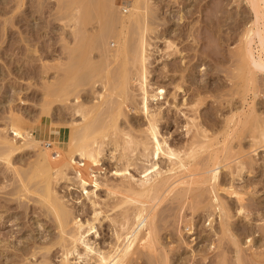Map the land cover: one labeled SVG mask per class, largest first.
<instances>
[{
	"label": "rangeland",
	"instance_id": "obj_1",
	"mask_svg": "<svg viewBox=\"0 0 264 264\" xmlns=\"http://www.w3.org/2000/svg\"><path fill=\"white\" fill-rule=\"evenodd\" d=\"M17 1L18 0H14V1L0 0V130L3 131L8 130L9 132L8 135H10V137H15V139L19 141L20 145L24 144L25 142V144L23 145L24 147L19 149L14 154L13 163L14 164L16 163L15 164L16 167L20 168L22 172L24 171L27 172V170L29 171V167H31L32 169V164L36 160L37 154L40 152L39 149L41 148L44 149L45 151L47 147L51 146V143L47 139H49L50 137L49 130H50V126L54 124L53 122L57 124L60 123L59 125L54 124L56 126H62V124L67 125L69 124L68 122L73 121L72 118L78 120L81 119L80 118L81 116L79 114H76V109H75L77 105L75 96L78 93V91L81 90L80 95L82 94L81 95L82 101L87 103L90 102L93 103L95 101V98L97 99L98 96V92H96V90L98 89L97 91L99 90L102 91L104 89L103 85H105L104 84L105 81H107L106 86L109 87L108 85L111 86L112 82H116L117 77L119 76L118 77L119 80L116 83H114V85L112 86L113 88H115L114 90H116V88L119 87L117 85H119L121 79L120 78L121 72H123L125 68H127L128 70L132 69L133 64L130 61L124 62L123 58H122L123 60L117 61L111 59L110 61L104 58V56L99 53L102 50L100 46L99 48L101 51L98 50L99 49L97 47L98 42L94 41L95 39L93 40V36L102 30L105 21L98 16L97 8H95V5H93L96 2L95 0L92 1V4L88 0L89 4L93 5L92 9H90V7L88 6L89 10L86 9L84 4H80L82 3V1L83 3H88L86 2V0H74V1L57 0L58 2L56 1V3L54 0H46V2L54 1L53 2L54 4L50 2V6L52 5L51 8L48 6L49 3H46L45 0H42L43 4L42 2L41 3H39L38 1L36 2V0H25L23 8L21 7L22 10L20 9V7H17L18 6L16 3ZM66 1H68V3ZM114 1L117 3V7H120V5L123 3L122 4L123 6L121 5L122 8L120 7L117 10L118 13H120L121 11L122 13L125 12V14L123 15L129 13L130 6L126 2L127 0H114ZM37 3L40 5H37ZM33 4L35 5L32 6ZM55 4L57 5L56 7ZM12 6L14 10L12 9ZM74 6L76 8H73ZM148 7H150L151 9L150 10L148 8L149 15L151 16L152 19V21L149 20L150 26L152 24L154 25L155 21L158 23V24L156 23V26L155 25L151 26V27H155V30L153 28V30L149 32V34L150 33L151 35L153 34L152 38L151 35L150 36L148 35L149 40L152 43L149 47V52H148L149 54H151L149 56L150 58L148 65H150L149 82L150 83L152 82L150 85L153 86L155 89H157L158 87L162 88L161 91L163 92L162 93L158 91V101L155 102H157L159 105H157L156 103L155 105L152 104L154 105L153 108L160 106L162 107L161 108L162 112L160 116H158L161 118V120L159 118V125H160L159 127L160 130L162 131V137L166 138L167 142L170 145H173L175 149L177 148H180V150L186 149V151L191 150L189 149L191 147L190 144H192L193 141L195 140L196 141L197 140L204 141L205 139L211 140L209 142H205L206 143L205 147H198V150L195 155L191 157H186L187 160L195 161L196 163L195 162L194 163L196 167L201 168L205 164L204 159L206 160V162L209 159L208 157L210 156L208 154H211V151L213 152L215 149H219V148L222 149V147L224 146L223 142L226 139L225 137L230 135L234 129L238 128V125H236L235 127V122L237 121L238 114L239 116H242L243 119L247 118L248 115H252V114H256L257 116H261V118H264V91H263L264 68L257 67L256 70H259L257 71L258 74L255 73L254 75H252L248 73L246 77L239 76L241 72L239 70L240 55L242 54L241 51L245 49V45H246L245 43L246 39L244 38L245 39L244 40L243 37H245V33L247 29L250 27V25L253 26L254 24L253 21L255 22V19L257 18L256 11L253 10L254 8L252 7L251 0H149ZM37 8H40L39 11L42 9L41 11H43L44 14L40 15V13L43 12L41 11L37 12L38 11ZM57 8L59 9L57 10ZM24 10H26L27 12L26 15L22 14L19 17L20 19L19 18L17 19L15 17L13 18L14 14H17L18 16L21 14V11ZM152 10L153 12L154 11L156 12L152 13L151 12ZM54 11L56 12L54 13ZM61 11L64 13H61ZM76 12L79 13L80 19L83 21L82 22L80 20V22L83 23V25L80 22H78L79 23L78 28L80 32L82 29L84 30L86 27L88 29V33L87 32H86L87 34L85 33L86 38L84 37L80 40L77 38V40L73 42V40H75L76 38H73L75 34L74 33L71 34V32L75 27L73 25L74 24L73 20L76 17V14H78ZM94 13L96 15H94ZM56 14H57V18H56ZM39 15L41 16V18ZM154 16L158 18H154ZM97 17L100 18V19L98 18L100 22L97 20ZM85 20H86V24H85ZM260 20L262 21H259L260 23L258 24V26L259 27L261 26L260 28L263 29L264 31V14L262 15V18ZM69 26L70 28H72L71 31L69 29ZM135 27L133 29L131 28L130 30L131 33L129 34L131 36L130 39L131 38L133 39L135 37L133 40L131 39L133 44L137 42L140 32V29L136 27L137 28L136 30ZM63 29L65 30V33ZM110 29L113 31L115 30L113 26L110 27ZM91 30L94 32H92ZM134 31H136V33ZM91 33L93 35H91ZM254 34L252 37L251 46H253L254 50L257 51L259 45L258 42L259 36L257 33H256L257 35ZM64 38L66 39L69 38L70 40L72 39V41H69V39L65 40ZM111 39H112L111 40L112 43L110 44V48L115 49L118 46V42L116 45L115 42L117 40L116 39L114 40V38ZM68 42L72 44L69 45ZM171 43L174 44L171 45ZM243 44L245 45L244 48L242 49ZM76 52L77 54L80 52V56L79 55L77 56ZM73 55H75L76 57ZM233 56H235L236 58L238 56V58L236 59ZM69 57L70 59H68ZM92 57L95 60H93ZM71 58L73 59L71 60ZM77 58L78 60H76ZM74 59L76 64L75 63L73 64L72 62L74 61ZM103 60L105 63L107 60V63L105 64ZM112 60L117 61L114 62L115 66L112 65L113 63ZM71 62L72 64H70ZM124 63L125 64L129 63L130 67H128L129 66L128 64L127 66ZM108 64L112 68L108 66ZM99 65L101 68L103 67L102 69L105 70L100 71L101 68L98 67ZM177 65L178 67H180V65L182 66L178 68ZM91 66L92 69H88L91 68ZM96 67L97 69H95L96 71H94L93 68ZM105 67L107 69H110V71L107 70V73H105L106 72ZM114 67H116L117 70ZM183 67L185 68L183 69ZM181 68L182 71H179V69ZM86 69L88 70V72L86 71ZM236 69L239 71H237ZM84 70L85 73L82 72ZM89 70H91L92 73ZM98 70L101 73L100 72L98 73ZM81 72L82 74H80ZM89 72L91 74H89ZM111 72H115L116 74L113 75L114 73L111 74ZM117 72L119 75L117 74ZM64 73L68 77L72 73H75L76 80H78L80 77V79H85L84 81L86 82L84 85L77 86L78 87L77 89H75L73 86H69V90L65 91V92L70 91L71 93L69 95L63 94L62 97H58L59 99L56 96H54L53 98H49L47 94L48 92L46 91L47 90L46 86L51 84L53 80L55 86L56 87L59 86L58 83L60 82V80L66 77ZM87 73L89 74L91 81H89L90 79L87 78ZM107 74H110L112 79L113 77H116L114 78V81L111 78L108 79L110 76H107ZM84 75H86V77ZM250 75L253 78V80H251V77H249ZM172 76H174V78ZM248 78L250 79L251 82L248 80ZM80 79L79 81H81ZM98 79L102 81L103 85L101 84V81ZM255 79L258 80V83L257 82L254 83V81H256ZM94 80L96 82L98 81L99 82L96 83ZM92 83L93 85H91ZM131 83L132 85L131 84L130 85L131 86L134 85L133 86L134 88L132 87V89L131 88L129 89L130 97H132L131 98L132 100L130 98L129 100L133 103V105L130 101L129 103L127 102L128 101V97H127L126 102L124 103L126 104L125 106L127 107H125L123 104V110H124L123 114H121V116L119 115L120 117L114 116V119H112V121L117 119L116 120L118 121L117 124H119L118 126H120V128L123 131L128 130L133 135L139 136L145 134L142 130L145 129L148 120L145 117V114L141 113L142 111L139 108L141 93H140V89H138V85H139L138 81H131ZM178 83H182L183 85V88L181 90L176 87V84ZM257 85L259 89L257 88ZM249 87L252 89V91L249 89ZM113 88L110 87L108 89L113 90ZM197 88L199 89V91L201 90L200 93H198ZM91 89H94L93 92L90 91ZM237 90H240L241 92ZM94 91L96 92L95 98H94L95 96ZM57 92L54 93L53 95H56ZM132 94H135V96L137 97H135ZM114 96L117 97V95ZM114 96H113V100L117 99L114 100L115 103L111 102L112 99L109 102L110 104L114 103V105L112 104L110 105V107H108L109 104L108 106L106 105V107L109 109L105 108L104 106L106 111H109V114H106V112L104 111L105 109H103L105 115H103L104 112L102 111L99 114V116L103 115L105 119L107 118L106 120H110L109 122H111L110 118L116 114V112L114 111L116 110V106H118V103L122 100L120 97L116 98ZM66 97H68L69 99H67V101H64ZM63 104H65V106ZM254 104H256V106ZM111 108L112 109L115 108V109L111 110ZM137 108H139L138 111L136 110ZM42 109L45 111H43ZM12 110L26 116V118L28 119L27 121L29 122L30 125V130L33 129L32 132H34L36 136L39 135L38 138L40 139V141H42L40 142L41 145L38 143L39 145L37 144L35 146L29 140L28 136L26 140V135H24L25 138L24 137L22 138L20 135L16 136V131L12 127H10L9 129H3L5 127L7 128V125L10 123L9 115ZM110 110L114 112H111L110 114ZM41 111H43V114ZM254 111H256L257 113ZM95 114L97 115V113H94V115ZM232 114L236 115L235 116L236 119L233 122H231L230 127H228L229 125H227V119H229V117H232ZM107 115L108 116L111 115L109 116L110 118H108ZM193 117L195 118L194 119L195 121L193 120ZM99 118L102 119L101 116ZM118 118L120 119V121L118 120ZM37 121H39L40 123L39 122L34 123ZM101 121H104V119ZM185 123H189L190 129H192L190 130V133L186 132L187 127ZM248 125H246L247 126L245 127L246 129L244 128L243 125L244 128L243 131L242 130L239 131L237 133L238 134L237 136L235 135H232L230 137L228 136L229 139L227 140V142L226 141L225 142L226 144L228 143L230 146L234 145L233 147L234 150L232 151L233 155L237 153V156H239V154L241 153V155L244 156L243 158H245L248 161H251L250 156L255 157L256 155V157L254 158L255 160H253V162L255 163L253 165H255L256 167L252 166L251 168L250 166H247L249 168L246 167L242 171H239V169H237L236 167L237 166L236 162H233L232 163L233 169L232 167H225V168L221 167V172H220L221 174H220V178L218 179L220 182L219 184L221 183L223 184V187L222 185L221 187L218 186L219 197L221 198L222 201L224 200L223 202L225 203L226 207L229 208L230 212L235 214L234 218L232 217L233 220L232 219L230 220L231 222L233 221L232 230L236 233L237 237L241 239L239 243L240 244L242 243L241 258L242 259L245 258V260L243 259L244 264L246 263L251 264L252 260L255 261L264 260V254H263L264 231L262 230L264 229V224H263L264 223V146H260L259 150L257 149V151L255 152H252V150H250L253 149L251 148V146L254 140L252 136L249 135L250 133L252 134V130H251L252 128H249L250 126ZM240 126L241 125H239V127ZM202 128L205 129L204 132ZM112 130L113 128L111 127L109 131ZM205 131L206 134L208 135L207 138L203 136V133H205ZM200 132H202V134ZM196 133L199 138L195 137L197 136ZM192 135L194 136V138ZM192 138L195 140H192ZM23 139H25L26 141H24ZM215 140L217 141V143ZM218 140L221 141L219 142ZM214 141L216 144L213 143ZM257 142H259L258 144H260V140ZM214 144L217 146H215ZM209 145L210 148L208 147ZM114 148H116L115 145L112 144H110L109 146L106 145L105 148L103 149L104 151L101 150L103 152L102 154L99 152V150L97 151L98 153H100V156L95 152L97 156L95 155L92 158L94 161L95 159L98 160H96L97 162L96 161L93 162L94 164L92 163L94 166L92 165L91 167L92 169L90 168V171L92 170L91 173H94L96 175L95 176L93 174L94 178L97 179V176L100 177V178L98 177L97 180L98 182H100V180L101 182H104L103 185L100 184L99 185L100 187L97 188L96 186H94V184L91 183L86 184L87 186L86 190H92V188L95 190L96 188L95 192H91L90 195L94 199L95 197L98 198L96 199L98 205L101 202L99 206L97 205L98 206L97 208L99 207L103 208L102 213H100L102 214L100 215V220H97L98 222L96 221L99 232L98 234L93 235V239H95L97 246L102 247L103 245L102 248L103 249L106 248L107 250L108 248H111L110 247L111 245L113 247V245L117 242V238L115 237L116 235L115 230L120 229L118 228L119 226L118 222L120 221L119 218L122 219L127 214L126 212L128 211H130L128 212V214H130L131 212L134 213L133 210H135L134 208L136 207L135 204L132 203L130 204L129 202L128 203L125 202L123 203V205L121 204L122 206L120 205L117 206L116 208L114 207L115 203L116 204L121 203L123 199L127 197L128 192L131 193L129 190H127L128 187H125L126 190L123 187L124 190L122 191L123 188L120 185L122 183L128 184L127 179L124 180L122 176L116 175L114 173V171L118 167H122L124 165L123 162L125 163L124 160L126 159L122 157V153L124 154L126 150V153L129 151L128 153L132 155V158L134 157L132 160L133 164L130 166V170L132 173H134V176L137 178L139 175L142 176L144 170L143 168H145L146 165H150L149 162L146 161L145 157L142 154H140L143 151L141 147L137 148L139 150L133 149L136 152H134L131 148L130 150H128L129 148H125L122 146L118 147L119 150L118 148L115 149L116 150L115 152ZM240 149L241 151H239ZM51 151H52V155H55L57 152L55 149ZM76 157L78 161L81 160L79 154H77ZM114 157L116 158L114 159ZM4 163L5 162L2 161V159H0V264H42L41 261H44L48 256L50 257V259L49 260L47 259L48 260V261L46 260L47 262H49L50 264L51 263L60 264L63 255L62 248H60L58 245L55 246L53 245L49 254H45L48 252H46L45 249L43 250L40 249V247H38V245L44 246L45 243H49L50 241L51 244L54 241V239L56 240L57 237H59L58 236L59 232H57L58 229L56 226L57 221L55 222L54 220L55 217L51 215L52 214L51 212H50L51 214L49 213L48 211L49 209L47 207L45 208V205L43 207L42 206L40 207L42 203L39 202L38 200L39 197H37L38 195H36L37 193L27 194L29 196L25 194L23 196L22 193H21L22 196L21 194L19 195L20 192H18L17 191L18 188H16L17 186L19 187L18 185L20 183L19 176L16 174L15 170H13L12 166L10 168L6 166L7 165L6 163L5 164ZM160 164L162 168L165 167L164 169H166L167 166L170 164V161L165 157H161ZM234 169L235 171L237 169L236 172L234 171L235 173H233ZM13 173H15V175ZM72 176L73 179L77 181V179L74 178V174H71V177ZM76 181L74 182L72 178H70V180L62 178L59 180V182H56L57 184L55 186L59 191L58 193H60L59 195H61L62 197L65 196V198L68 199L67 200L64 198L67 204L70 202L69 207L71 209L74 207V209H72L74 210V212L77 210L75 214L76 215L78 214L79 218L86 221L87 218L92 219L94 217L93 214L94 207L92 206L90 198L86 197L87 194L83 193L86 190H82L83 187L77 184ZM105 182H107V184H112L116 186H118L117 183L120 182L118 188L121 190V192L119 191L112 194L105 185ZM232 184L234 186H232ZM229 185L232 186L231 189H229V191L235 189L240 192H246V194L245 193L243 194L245 196L243 204L245 203V205L248 206L249 211L248 210L242 211L241 213L237 212L240 206L239 204L240 201L237 200L238 197L236 194L231 193V191L229 192L228 190L224 189V187L226 186L229 187ZM204 186L205 184L195 185L194 190L192 189V191L185 193V195L181 196L182 192L184 194L185 191H183L181 188L183 187V185H179V187H177V190L172 192L173 194L171 193L172 195L170 194L168 198L166 197V199L164 200L165 202L162 201L163 203L160 204L157 210V212L159 213L156 212L158 214L156 217V226L157 229L160 228L157 230L158 231L157 239H159V241L157 240L156 245L158 248L157 249L158 253L157 251L155 254L149 253V251L147 252V249H144V251H142L143 250L142 247H137L138 249L136 248L135 250H139V249L141 250L134 251L133 254L129 255L130 257L128 256L129 258L127 257L129 264L131 263L132 264L133 263L134 264H161V263L162 264H218V263L239 264L238 256H237L238 255L237 248L235 247V244H233L234 242L232 240V237H229V235L227 234H225L226 235L225 236L223 233H221L222 231H220L222 230L220 224V217L219 215H217V212L214 210V204H216V201L214 202V198L213 199L211 198L214 197L213 195H215L214 193L216 192L212 190L211 187L212 185L210 183H206V186L205 187ZM13 190L16 191L15 194L13 193L14 192ZM180 190L182 192L178 193ZM94 193H96L95 195L97 196H95ZM125 193L126 195H124ZM201 193L203 196L201 195ZM83 194L85 195L84 197ZM208 195L210 196L208 197ZM183 200L185 202H182ZM208 201L209 203H207ZM225 201H227L229 205ZM104 202L106 203L103 204ZM71 203L73 204V206ZM183 203L185 205H183ZM85 205L87 208L84 207ZM201 206L205 208L203 209L201 208ZM207 207H209L210 209L208 208L209 209L208 210ZM211 210H213V212ZM103 215L105 216L104 219H103L104 217ZM107 215H109L110 217H107ZM110 218L112 219L115 218V219L112 221L110 220ZM221 236L223 237V240ZM253 237H255L257 240L253 243H249L250 241L249 239ZM50 244H46V245H50ZM107 245L108 247H106ZM31 250L33 252H36L35 256L34 254L33 256H31L33 253ZM260 251H262V253ZM255 253L259 254L260 258ZM159 254L162 255L160 256ZM220 254H222V256H220ZM45 255H47L46 258ZM245 256H247L248 258L251 257L253 258L248 260V258ZM167 257L168 260H166ZM152 260L153 261L157 260V261L153 262ZM125 261L121 263L128 264L127 263L128 261L126 262ZM223 261L226 262L224 263ZM255 261L254 263L253 262L252 263L257 264V261L256 262ZM43 263L45 264V262Z\"/></svg>",
	"mask_w": 264,
	"mask_h": 264
},
{
	"label": "bare ground",
	"instance_id": "obj_2",
	"mask_svg": "<svg viewBox=\"0 0 264 264\" xmlns=\"http://www.w3.org/2000/svg\"><path fill=\"white\" fill-rule=\"evenodd\" d=\"M14 1V0H13ZM41 3L42 0H36V2ZM55 3L57 0H54ZM53 1V2H54ZM74 1V0H71ZM92 4L93 0H89ZM96 2L93 4L95 5V8H97L98 11V16L103 19L104 22V26L102 28L101 31H99L97 34H95L93 36V40L98 42V48L100 46V48L98 49L101 55L104 56V58L108 59L111 61V59L113 60H123L124 62L126 61H130L133 64L132 69L128 70L127 68H125V70L123 72H121V79L119 82V86L118 88H116V90H114L115 88H113L112 86L114 85V83H116L119 79L117 77L116 82H112L111 86L108 85L109 87H107L106 82L105 81V85L101 84L104 86L102 91H97L98 92V96L97 99L96 97V92H95V101L92 103H87L81 100V95H80V91H78V93L75 96L77 105L75 107L76 109V114H79L81 117V119H73V121L68 122L69 124L67 125H63L62 126H56L54 124H57L55 122L51 123L53 125L50 126V137L49 139H47L50 143L51 146L47 147V149H39V153L37 154L36 160L33 162L32 164V169L31 167H29V171L27 170L22 172L20 170V168L16 167V163H13V156L14 154L21 149L22 147H24L23 145L25 144H19V141L17 139H15V137H10L8 130L3 131L0 130V159H2V161H4L8 166L11 168H13V170H15L16 174L19 176V180L20 183L19 187L16 184V188L19 193V195L22 193L23 196L24 194L27 195L29 193H37L36 195H38L37 197H39V202L42 203L40 205V207L45 205V208L47 207L49 210V213L51 215H53L57 229L59 232L57 239L50 244L49 243H45L44 246H39L40 249H45L46 252L45 254H49V252L52 249V246L54 245H58L60 248H62L63 250V255L60 261V264H120L121 262L125 261L126 258L130 255L133 254L134 251H139V250H135L137 247H142L144 251V249H147V252L149 251V253H153L155 254L157 251V240L159 241V239H157V226H156V217H157V210L158 207L160 206V204H162L166 197L168 198V196H170V194L174 191L177 190V187H179V185H183L182 190L185 191L184 194L183 192L180 190L178 193L182 192V195H185V193H188L190 191H192V189L194 190L195 185H203L206 183H210L212 186V190H214L216 193H214L215 195H213L214 197H211L212 199L214 198V202L216 201V204H214V210L217 212V215H219L220 217V224L222 227V231L221 233H223L224 235L227 234L229 235V237H232L233 240V244H235V247L237 248V256H238V263L239 264H244L243 259L245 260V258H241V253H242V248H241V244L240 242V238L237 237L236 233L232 230V223L230 219L233 220L235 214H233L232 212H230L229 208L226 207L225 203L221 200V198L219 197V187H223V184H219V178H220V172H221V167H232V163L236 162L237 164V169H239V171H242L243 169H245L247 166H250L252 168V166L256 167L253 160H255L254 156H250L251 157V161L246 160L245 158H243L244 156L241 155V153L239 154V156H237V153L233 155L232 151L234 150V145L230 146L228 143L226 144L227 140L229 139L230 136L235 135L237 136L239 131H243V129L245 127H247L246 125L250 126L249 128H252V134L248 133L249 135L252 136L253 138V143L250 149L252 150V152L257 151V149L259 150L260 146H264V118H261V116H257L256 114H252V115H248L247 118H242V116L237 117V121L235 122V127L236 125H238V128L234 129L230 135H227V137H225V143L223 142L224 146L222 147V149H215L213 152L211 151V154H208L210 157H208L209 159L206 160L204 159V165L199 168L195 166V161H190L187 160L186 157H191L193 155L196 154L198 147H205L206 143L205 142H209L211 140H204V141H199V140H195L192 138L193 141L191 145V147L189 149H191L190 151H186V149L184 150H180V148L175 149L173 147V145H170L167 142V139L162 137V131L160 130V125H159V118L158 116H160L161 114V106L160 107H156L153 108V106L155 105V103L157 105H159L157 102L158 101V91L162 92V88H157L155 89L153 86H151L149 82V56L151 54H149V47L152 44L149 40V36L151 35V33L149 34V32H151L155 27H151L150 26V22L149 20L152 21L151 16L149 15V9L150 7H148L149 4V0H127V4H129L130 9H129V13L126 15L125 12L122 13V11L118 13V9L121 7H117V3L114 0H95ZM10 2V1H9ZM35 2V3H36ZM46 2V0H45ZM50 2L48 1L46 3H49V7L51 8L52 5L50 6ZM53 2H51L52 4H54ZM58 2V1H57ZM62 2V1H61ZM60 2V3H61ZM68 3V1H66ZM86 2H88V0H86ZM252 2V7L254 8L253 10L256 11V15L257 18L255 19V22L253 21V26L250 25V27L247 29L246 33H245V37H243V39H246V45L243 44L242 49L244 48L245 45V49L242 52V54L240 55V63H239V70L241 71L239 76L242 77H246L247 74H252L254 75L255 73L258 74L256 70L257 67H263L264 68V31L263 29H261L258 24L260 23L259 21L262 18V15L264 14V0H251ZM17 7H21L23 8V5L25 3V0H18L17 2ZM65 3V2H64ZM15 4V3H14ZM43 4V2H42ZM41 4V5H42ZM80 4H84L86 9L89 10L88 6L90 7V9H92L91 4L88 3H80ZM35 4H33L32 6H34ZM37 5H40L37 3ZM45 5V4H44ZM78 5V3H77ZM76 5V7H77ZM119 5V4H118ZM47 6V5H46ZM47 6V7H48ZM57 5L55 4V7ZM70 6V5H69ZM123 6V5H122ZM39 7V6H38ZM54 7V8H55ZM68 7V6H67ZM75 6L73 8H76ZM35 8V7H34ZM44 8V7H43ZM122 8V7H121ZM129 8V7H128ZM127 8V9H128ZM149 8V9H148ZM13 9V6H12ZM11 9V10H12ZM38 11L40 12L39 9L37 8ZM53 9V8H52ZM50 9V10H52ZM59 8H57L58 10ZM72 9V8H71ZM126 9V8H125ZM153 9V7H152ZM10 10V11H11ZM14 10V9H13ZM18 10V9H17ZM22 10V9H21ZM49 10V11H50ZM56 10V9H55ZM85 10V9H84ZM124 10V9H123ZM151 10V9H150ZM156 10V9H155ZM68 11V10H67ZM91 11V10H90ZM94 11V10H93ZM125 11V10H124ZM43 12V11H41ZM56 11H54L55 13ZM66 12V11H65ZM87 12V11H86ZM89 12V11H88ZM152 13L156 12L153 10L151 11ZM46 13V12H45ZM52 13V12H51ZM59 13V12H58ZM61 13H64L61 11ZM72 13V12H71ZM78 13V12H76ZM93 13V12H92ZM22 14L26 15L27 12L26 10L21 11V14L17 16V14H14L13 18H19ZM44 14L43 13H40ZM86 14V13H85ZM38 15V14H37ZM39 15V16H40ZM51 15V14H50ZM71 15V14H70ZM73 15V14H72ZM83 15V13H82ZM81 15V16H82ZM87 15V14H86ZM94 15H96L94 13ZM63 16V15H62ZM69 16V15H68ZM150 16V19H149ZM64 17V16H63ZM90 17V16H89ZM97 17V20L98 18ZM183 17V16H182ZM41 18V16H40ZM56 18H57V14H56ZM68 18V17H67ZM72 18V17H71ZM99 18V19H100ZM154 18H158L155 17ZM20 19V18H19ZM83 19V18H82ZM181 19V18H180ZM179 19V20H180ZM183 19V18H182ZM52 20V19H51ZM66 20V19H64ZM62 20V21H64ZM80 16L79 13L76 14V17L74 18L73 22H74V28L71 32L75 34V36L73 38H76L74 41L77 40V38L80 40L82 38L85 37V33H88V29L85 27V29L79 30L78 28V22H80ZM102 20V21H103ZM53 21V20H52ZM60 21V20H59ZM61 21V22H62ZM82 21V20H81ZM99 21V20H98ZM181 21V20H180ZM83 22V21H82ZM100 22V21H99ZM63 23V22H62ZM81 23V22H80ZM96 23V21H95ZM152 23V22H151ZM156 21L154 23V25L156 26ZM70 24V23H69ZM72 24V23H71ZM83 25V23H81ZM85 24H86V20H85ZM84 24V25H85ZM100 24V23H99ZM98 24V25H99ZM158 24V23H157ZM252 24V23H251ZM89 25V23H88ZM153 25V26H154ZM160 25V23H159ZM63 26V25H62ZM72 26V25H70ZM69 29L71 31L72 28ZM87 26V25H86ZM115 29L114 31L110 29V27H112ZM137 27L140 29L139 32V36L137 39V42L133 44L131 39H130V33H131V28L133 29L134 27ZM65 27V26H64ZM80 27V25H79ZM135 27V28H136ZM159 27V26H157ZM48 28V27H47ZM46 28V29H47ZM55 28V27H54ZM84 28V27H83ZM95 28V27H94ZM136 28V30H137ZM90 29V27H89ZM93 29V28H92ZM101 29V27H100ZM138 29V30H139ZM64 30V29H63ZM94 30V29H93ZM67 31V30H66ZM68 31V32H70ZM83 31V32H82ZM92 31V30H91ZM96 31V30H95ZM133 31V30H132ZM67 32V33H68ZM94 32V31H92ZM112 32V33H111ZM136 33V31H134ZM133 32V33H134ZM65 33V30H64ZM66 33V34H67ZM86 33V34H87ZM90 33V31H89ZM134 33V34H135ZM155 33V32H154ZM258 34L259 36V45H258V49L257 51L254 50L253 46H251L252 44V37L253 34ZM65 34V35H66ZM254 34V35H255ZM256 34V35H257ZM69 35V34H68ZM91 35H93L91 33ZM149 35V36H148ZM153 35V34H152ZM151 35V38H152ZM155 35V34H154ZM67 36V35H66ZM70 36V35H69ZM90 36V35H89ZM135 36V35H134ZM68 37V36H67ZM72 37V36H71ZM92 37V36H91ZM90 37V38H91ZM156 37V36H155ZM70 38V37H69ZM68 38V39H69ZM86 38V37H85ZM114 38V40L116 39L117 41L115 42L117 45L118 42V46L116 47L115 45V49H111L110 48V44L112 43V39ZM135 38V37H134ZM133 38V39H134ZM255 38V37H254ZM257 38V37H256ZM65 40H68L66 38H64ZM110 39V40H109ZM132 39V40H133ZM154 39V38H153ZM244 39V40H245ZM89 40V39H87ZM92 40V41H93ZM136 40V39H135ZM176 40V39H175ZM69 41H72V39ZM85 41V40H84ZM100 41V43H99ZM173 42V41H172ZM69 43V42H68ZM76 43V42H75ZM80 43V42H79ZM256 43V42H255ZM72 43H69V45ZM83 44V43H81ZM80 44V45H81ZM95 44V43H94ZM174 43H171V45H173ZM177 44V42H176ZM87 46V45H86ZM90 46V45H89ZM93 46V44H92ZM178 46V45H177ZM257 46V45H256ZM78 47V45H77ZM192 47V46H191ZM74 48V47H73ZM83 48V47H82ZM81 48V49H82ZM91 48V47H90ZM180 48V47H179ZM78 49V50H81ZM77 50V51H78ZM69 51V50H68ZM180 51V50H179ZM57 52V51H56ZM151 52V51H150ZM182 52V50H181ZM180 52V53H181ZM66 53V52H65ZM73 53V52H72ZM85 53V52H84ZM98 53V55H99ZM77 54V52H76ZM88 54V53H87ZM86 54V55H87ZM97 54V53H96ZM237 54V53H236ZM80 56V52L77 54V56ZM172 55V54H171ZM184 55V54H183ZM75 56V55H73ZM82 56V55H81ZM97 56V55H96ZM95 56V57H96ZM186 56V55H185ZM68 57V55H67ZM66 57V58H67ZM76 57V56H75ZM94 57V58H95ZM235 57V56H233ZM63 58V57H62ZM79 58V57H78ZM78 58L76 60H78ZM101 58V57H100ZM123 58V59H122ZM183 58V57H182ZM185 58V57H184ZM236 58V57H235ZM238 58V56H237ZM236 58V59H237ZM64 59V58H63ZM70 59V57L68 58ZM73 58H71L72 60ZM86 59V58H85ZM84 59V60H85ZM93 59V57H92ZM67 60V59H66ZM65 60V61H66ZM95 60V59H93ZM112 60V61H113ZM63 61V60H62ZM70 61V60H69ZM98 61V60H97ZM117 61H113L112 65H114V62ZM122 61V62H123ZM237 61V60H236ZM68 62V61H67ZM73 64L75 63V59L74 61H72ZM72 62L70 64H72ZM85 62V61H84ZM104 62V60H103ZM61 63V62H60ZM78 63V62H77ZM95 63V62H94ZM98 63V62H97ZM102 63V62H101ZM105 63V62H104ZM107 63V60H106ZM105 63V64H106ZM110 63V65H111ZM119 63V62H118ZM76 64V63H75ZM89 64V63H88ZM104 64V65H105ZM116 64V63H115ZM122 64V63H120ZM125 64V63H124ZM123 64V65H124ZM129 65V63H126L125 65ZM187 64V63H186ZM61 65V64H60ZM64 65V64H63ZM82 65V64H81ZM80 65V66H81ZM95 65V64H94ZM103 65V66H104ZM108 64V66H110ZM119 65V64H118ZM127 65V66H128ZM72 66V65H71ZM85 66V65H84ZM83 66V67H84ZM115 66V65H114ZM182 65H180L181 67ZM77 67V66H76ZM99 68L100 65L98 66ZM107 67V66H106ZM105 67V68H106ZM111 67V66H110ZM117 67V66H116ZM116 67H114L116 69ZM130 67V65L128 66ZM178 67V65H177ZM178 67V68H180ZM188 67V66H187ZM238 67V66H236ZM85 68V67H84ZM83 68V69H84ZM103 68V67H102ZM100 69L101 70H105V69ZM108 68V67H107ZM106 68V72L107 70L110 71V69ZM112 68V67H111ZM176 68V67H175ZM185 67H183L184 69ZM81 69V68H80ZM88 69H92L88 68ZM96 68H93L94 71H96ZM127 69V70H126ZM188 69V68H186ZM114 70V69H112ZM111 70V71H112ZM117 70V69H116ZM237 70V69H236ZM237 70V71H239ZM263 70V69H262ZM73 71V70H72ZM71 71V72H72ZM86 71L88 72V70L86 69ZM91 73L92 71L89 70ZM98 70V73L100 72ZM102 71V72H103ZM120 71V70H119ZM118 71V72H119ZM176 71V70H175ZM179 71H182V68L179 69ZM57 72V71H56ZM55 72V74H56ZM83 73H85V70L82 71ZM82 72L80 74H82ZM89 72V74H91ZM117 72V74H118ZM58 73V72H57ZM101 73V72H100ZM114 73V74H113ZM151 73V71H150ZM59 74V73H58ZM65 74V73H64ZM89 74L87 73V78H89L91 81V78L89 76ZM111 74L115 75V72H111ZM237 74V73H236ZM47 75V74H46ZM66 75V74H65ZM119 75V74H118ZM62 76V75H61ZM81 76V75H80ZM86 77V75H84ZM83 76V78H84ZM99 76V75H98ZM97 76V77H98ZM106 76V75H105ZM107 76H110V74H107ZM175 76V75H174ZM174 76H172L174 78ZM183 76V75H181ZM187 76V75H186ZM54 77V76H53ZM59 77V76H58ZM94 77V76H92ZM251 77V75L249 76ZM257 77V76H256ZM254 77V78H256ZM57 78V77H56ZM78 78V77H77ZM82 78V77H81ZM107 78V77H104ZM103 78V79H104ZM111 76L108 78L110 79ZM113 77V81H114ZM177 78V77H176ZM179 78V77H178ZM240 78V77H239ZM258 78V77H257ZM80 79V77H79ZM76 80V75L75 73H72L69 77L66 75V77H64L62 80H60V82L58 83L59 86H55L54 84V80H53V84H49L47 85V94L49 96V98H53L54 96L58 97H62L63 94L65 95H69L71 92H65L69 90V86H73L75 89H77V86H81L84 85L86 81H84L85 79H80L81 81ZM102 79V80H103ZM172 79V78H171ZM185 79V78H182ZM181 79V82H182ZM47 80V79H46ZM83 80V81H82ZM88 80V79H87ZM107 80V79H106ZM176 80V79H175ZM174 80V81H175ZM188 80V79H187ZM238 80V79H237ZM245 80V79H244ZM248 80L250 81V79L248 78ZM251 80H253V78L251 77ZM258 83V80L255 79ZM49 81V80H48ZM47 81V82H48ZM88 81V82H89ZM95 81V80H94ZM109 81V80H108ZM131 81H138V89H140V93H141V100L139 101L140 105L139 108L142 111L141 113L145 114V117L147 118L148 122L146 123V127L145 129H143L142 131L145 133L144 135H133L130 131H123L120 126H118L119 124L118 121L113 120L114 116H118L120 117L121 114H123L124 110H123V104L126 102V99L128 97V103H129V98L131 99L132 97H130V93H129V89L134 86H131L132 83ZM173 81V82H174ZM184 81V80H183ZM56 82V81H55ZM96 82V81H95ZM93 82V83H95ZM99 82V81H98ZM96 82V83H98ZM187 82V81H185ZM234 82V81H233ZM251 82V81H250ZM93 83L91 85H93ZM109 83V82H108ZM199 83V82H198ZM90 84V83H88ZM131 84V85H130ZM135 84V83H134ZM261 84V83H260ZM131 87H130V86ZM198 85V84H197ZM246 85V84H245ZM55 86V87H54ZM87 86V85H86ZM201 86V85H200ZM205 86V85H204ZM240 86V85H239ZM243 86V85H242ZM91 87V86H90ZM89 87V88H90ZM113 88V90H110L108 88ZM176 87L178 89H182L183 85L182 83H178L176 84ZM198 87V86H197ZM253 87V86H252ZM97 88V87H95ZM134 88V87H133ZM185 88V87H184ZM187 88V87H186ZM203 88V87H202ZM200 88V89H202ZM258 88V85H257ZM74 89V90H75ZM190 89V87H189ZM198 89V88H197ZM249 89L252 91V89L249 87ZM259 89V88H258ZM87 90V88H86ZM94 89H91L90 91L93 92ZM165 90V89H164ZM179 90V91H180ZM192 90V89H191ZM241 90V89H240ZM240 90H237L239 92H241ZM58 91V92H57ZM133 91V90H132ZM197 91V90H196ZM201 91V90H200ZM199 89H198V93H200ZM259 91V90H258ZM264 91V90H263ZM56 95H53L54 93H56ZM77 92V91H76ZM136 92V90H135ZM89 93V92H88ZM163 93V92H162ZM233 93V92H232ZM258 93V92H257ZM256 93V94H257ZM74 94V95H75ZM92 94V93H91ZM197 94V93H196ZM117 95V97H120L122 100L118 103V106H116V110H114L115 108H111V110H114L116 112L115 115H113V117H109L111 115H107L108 118L111 119V122H109L110 120H106L105 117L103 115L109 114V111H106L105 108L106 105L110 107V105H114L115 101L117 99L113 100V96ZM135 96V94H132ZM199 95V94H198ZM229 95V94H228ZM91 96V95H90ZM133 96V97H134ZM139 96V94H138ZM162 96V95H160ZM159 96V97H160ZM261 96V95H260ZM116 97V96H114ZM116 97V98H117ZM137 97V96H135ZM48 98V99H49ZM59 99V98H58ZM66 99V100H65ZM64 99V101H67V99H69L68 97H66ZM88 99V98H87ZM112 99V101H111ZM136 99V98H135ZM45 100V99H44ZM55 100V99H54ZM132 100V99H131ZM199 100V99H198ZM53 101V100H52ZM63 101V100H62ZM88 101V100H87ZM93 101V100H92ZM114 102V103H109V102ZM137 101V100H136ZM135 101V102H136ZM201 101V100H200ZM50 102V101H49ZM89 102V101H88ZM131 102V101H130ZM254 102V99H253ZM73 103V102H72ZM132 103V102H131ZM198 103V102H197ZM201 103V102H200ZM256 103V102H255ZM154 104V105H152ZM222 104V103H221ZM251 104V103H250ZM65 106V104H63ZM126 104H124L125 106ZM133 105V103H132ZM138 105V104H137ZM156 105V106H157ZM256 106V104H254ZM72 106V107H73ZM105 106V108H104ZM129 106V105H128ZM135 106V105H134ZM163 106V105H162ZM127 107V106H125ZM137 107V106H136ZM200 107V106H199ZM45 108V107H44ZM69 108V107H68ZM139 108H137L136 110L138 111ZM192 108V107H191ZM103 109H105L103 111ZM109 109V108H107ZM118 109V111H117ZM126 109V108H125ZM135 109V108H134ZM196 109V108H195ZM232 109V108H231ZM43 110V109H42ZM110 110V114L111 111ZM192 110V109H191ZM244 110V109H243ZM256 110V109H255ZM45 111V110H43ZM43 111L42 114H43ZM102 112H104L103 115H100L102 119H100L99 114ZM129 111V110H128ZM232 111V110H231ZM250 111V110H249ZM257 111V110H256ZM254 111V112H256ZM242 112V111H241ZM252 112V110H251ZM250 112V113H251ZM94 113H97V115ZM127 113V112H126ZM130 113V112H129ZM249 113V114H250ZM257 113V112H256ZM41 115V114H40ZM57 115V114H56ZM120 115V116H119ZM129 115V114H128ZM234 115V116H233ZM242 115V114H241ZM228 116V115H227ZM235 114H232V117H229V119H227V125H229L228 127H230V123L233 122L236 118H235ZM40 117V116H39ZM38 117V118H39ZM104 117V118H103ZM211 117V116H210ZM128 118V117H127ZM192 118V117H191ZM40 119V118H39ZM38 119V120H39ZM104 121H101L103 120ZM129 119V118H128ZM127 119V120H128ZM195 118L193 117V120ZM9 124L7 125V128H3V129H9L10 127H12L15 131H16V136L20 135L22 138L24 137V135H26V140H27V136L29 137V140L36 146L38 143L40 144V139L38 138V136H36L34 134V132H32V130H30V125L29 122L27 121L28 119L26 118L25 115L18 113L14 110L11 111L10 115H9ZM106 120V121H105ZM118 120L120 121V119L118 118ZM122 120V119H121ZM161 120V118H160ZM36 121V120H35ZM101 121V122H100ZM131 121V120H130ZM195 121V120H194ZM203 121V120H202ZM226 121V120H225ZM34 122V123H38ZM188 122V121H187ZM40 123V122H39ZM120 123V122H119ZM191 123V122H190ZM60 124V123H59ZM57 124V125H59ZM122 124V123H121ZM120 124V125H121ZM127 124V123H126ZM186 124V129H187V133H190V127H189V123H185ZM132 125V124H131ZM198 125V124H197ZM239 125H241L239 127ZM244 125V128H243ZM141 126V125H140ZM143 126V125H142ZM113 128L112 131H109L110 128ZM132 127V126H130ZM136 127V126H135ZM193 127V126H192ZM191 127V128H192ZM199 127V126H198ZM233 127V126H232ZM33 128V127H32ZM134 128V126H133ZM139 128V127H138ZM209 128V127H208ZM217 128V127H216ZM131 129V128H130ZM142 129V128H140ZM200 129V128H199ZM203 132H204V128ZM226 129V127H225ZM246 129V128H245ZM132 130V129H131ZM207 130V129H206ZM133 131V130H132ZM217 131V130H216ZM231 131V129H230ZM7 132V133H6ZM196 132V131H195ZM194 132V133H195ZM142 133V132H140ZM186 133V134H187ZM202 134V132H200ZM208 133V132H207ZM234 133V134H233ZM11 134V133H10ZM244 134V133H243ZM190 135V134H189ZM197 135V133H196ZM211 135V134H210ZM241 135V134H239ZM191 136V137H192ZM201 136V135H200ZM204 137H208V135L205 133H203ZM190 137V139H191ZM195 137H198L195 136ZM220 137V136H219ZM25 138V137H24ZM199 138V137H198ZM197 138V139H198ZM219 139V138H218ZM231 139V138H230ZM233 139V137H232ZM24 141H26L25 139H23ZM189 140V139H188ZM260 140V144H258ZM216 141V140H215ZM215 141L213 143H215ZM219 142L221 140H218ZM192 142V141H191ZM218 142V144H219ZM184 143V142H183ZM217 143V141H216ZM215 143V144H216ZM38 144V145H39ZM115 145L117 149L118 147H125V148H129L128 150H130V148L133 149H137L138 147H141L143 149V151L140 153L142 154L146 161L149 162L150 165H146L145 168H143V173L142 176H138L135 177L134 173L131 172L130 170V166L133 164L132 160V155H130V153H126V150L124 152V154L122 153V157L125 158L121 159L124 160L125 163L123 162V166L122 167H118L114 173L116 175L122 176L124 178V180L127 179L128 184L122 183L120 184L122 186V188L124 187H128L127 190H129L131 193L128 192L127 197L123 199V201L121 203H118L114 205V207L116 208L117 206H120L121 204L123 205V203H132L135 204V210L134 213L131 212L130 214H128V212H126L127 214L120 219L119 218V226L118 228L120 229H116L115 230V237L117 238V242L113 245L110 246L111 248H108V250L105 248L103 249V245L101 246H97L95 239H93V235L98 234V225L96 224L97 220H100V213H102V209L101 207L97 208L98 202L96 199H98L97 197L92 198L91 197V192H95V190L92 188V190H86L87 186L86 184L91 183L94 184V186H96L97 188L100 187L99 185H103L104 182H98V177L97 179L94 178V173H91L90 168L92 167V165L94 164L93 162H95L98 159H95V161L92 159L93 156H97V154L100 156V153L102 154L103 152L101 150H103L105 148L106 145ZM186 144V143H185ZM189 144V142H188ZM187 144V145H188ZM214 144V145H215ZM222 144V143H221ZM220 144V145H221ZM32 145V144H31ZM41 145V144H40ZM176 145V144H175ZM33 146V145H32ZM217 146V145H215ZM210 148V145L208 146ZM183 148V147H181ZM241 148V146H240ZM56 150V154L52 155V151L51 150ZM112 149V148H111ZM236 149V148H235ZM238 149V148H237ZM243 149V148H242ZM99 150L100 153H98L97 151ZM106 150V149H105ZM119 150V148H118ZM139 150V149H137ZM141 150V149H140ZM212 150V149H211ZM249 150V151H250ZM104 151V150H103ZM123 151V149H122ZM134 151V150H133ZM241 151V149L239 150ZM244 151V150H243ZM95 152L97 154H95ZM116 152V150H115ZM136 152V151H134ZM139 152V151H138ZM235 152V151H234ZM237 152V151H236ZM245 152V151H244ZM79 154L81 157V160H77L76 155ZM115 154V153H113ZM132 154V153H131ZM247 154V153H246ZM207 155V154H205ZM204 155V157H205ZM104 156V155H103ZM120 156V155H118ZM138 156V155H137ZM203 156V155H202ZM201 156V157H202ZM249 156V155H248ZM161 157H165L170 161V164L167 166L166 169H164L165 167L162 168L161 164H160V158ZM203 157V158H204ZM116 157H114L115 159ZM118 158V157H117ZM193 159V157H192ZM197 159V158H196ZM207 159V156H206ZM248 159V158H247ZM257 159V158H256ZM250 160V158H249ZM202 161V159H201ZM15 162V160H14ZM97 162V161H96ZM120 162V159H119ZM146 162V163H147ZM195 162V163H194ZM200 162V161H199ZM256 162V161H255ZM4 163V164H5ZM93 163V164H92ZM99 163V162H98ZM122 163V161H121ZM137 163V161H136ZM142 163V162H141ZM257 163V162H256ZM28 164V163H27ZM200 164V163H199ZM235 164V163H234ZM100 165V164H99ZM19 166V165H18ZM94 166V165H93ZM97 166V165H95ZM164 166V165H163ZM133 167V166H132ZM253 167V168H254ZM139 168V167H138ZM235 168V167H234ZM249 168V167H247ZM250 168V169H251ZM28 169V168H27ZM31 169V170H30ZM92 169V168H91ZM233 169V167H232ZM236 169V171H237ZM11 170V171H13ZM137 171V170H136ZM235 169L233 170V173ZM142 172V171H141ZM230 172V170H229ZM139 173V172H138ZM243 173V172H242ZM15 175V173H13ZM71 174H74V178L77 179V181L75 179H73V176L71 177ZM94 174V175H93ZM144 174V175H143ZM239 174V173H238ZM244 174V173H243ZM13 175V176H14ZM98 175V174H97ZM136 175V174H135ZM240 175V174H239ZM96 176V175H95ZM107 177V176H106ZM105 177V178H106ZM16 178V177H15ZM65 178L70 180V178H72V180L75 182H77V184H79L82 188V190H86L83 193H86V197L90 198V201L92 203V206L94 207V217L92 219H88L86 221L82 220L81 218L78 217V214L76 215L75 212H77V210L74 212V207L71 209L69 207V203L67 204V202L64 200L65 196L62 197L61 195H59L60 193H58L59 191L56 188V182H59L60 179ZM100 178V177H99ZM120 179V178H119ZM17 180V179H16ZM106 180V179H105ZM117 180V179H116ZM123 180V179H122ZM18 181V180H17ZM108 181V180H107ZM121 181V180H120ZM122 182V181H121ZM111 183V182H110ZM120 183V182H119ZM119 183H117V185L119 186ZM15 184V182H14ZM76 184V185H77ZM78 185V186H79ZM105 185L107 186L108 190L113 194L115 192H121V190L118 188V186L116 185H112V184H107V182H105ZM137 185V186H136ZM256 185V184H255ZM68 186V185H67ZM204 186V187H205ZM225 186V185H224ZM232 186H234L232 184ZM229 185L224 187V189L228 190L231 189V187ZM65 187V186H64ZM77 187V186H76ZM93 187V186H92ZM105 187V186H104ZM202 187V186H201ZM89 188V186H88ZM124 188L122 189V191L124 190ZM180 188V189H181ZM199 188V187H198ZM207 188V187H206ZM235 188V187H234ZM15 189V188H14ZM197 189V188H195ZM211 189V188H210ZM237 189V188H236ZM81 190V191H82ZM126 190V188H125ZM202 190V189H201ZM207 190V189H206ZM14 191V190H13ZM209 191V190H208ZM206 191V192H208ZM211 191V190H210ZM231 191V190H230ZM229 191V192H230ZM126 192V191H125ZM201 192V191H200ZM205 192V193H206ZM14 194L16 193V191L13 192ZM107 193V192H106ZM110 193V194H111ZM211 193V192H210ZM228 193V192H227ZM231 193H234L237 195L238 199L240 201V206L238 208L237 212H242V211H249V208L247 205H245V203L243 204V201L245 199V196L243 195L244 193L246 194V192H240L237 190H232ZM21 194V196H22ZM96 193H94L95 195ZM173 194V193H172ZM171 194V195H172ZM213 194V193H212ZM230 194V193H229ZM18 195V194H17ZM18 195V196H19ZM64 195V194H63ZM93 195V194H92ZM93 195V196H94ZM126 195V193L124 194ZM194 195V194H193ZM202 195V193H201ZM200 195V196H201ZM29 196V195H27ZM31 196V195H30ZM72 196V195H71ZM85 195L83 194V197ZM97 196V195H95ZM100 196V195H99ZM108 196V195H107ZM117 196V195H115ZM177 196V195H176ZM195 196V195H194ZM193 196V197H194ZM203 196V195H202ZM210 195H208L209 197ZM212 196V195H211ZM26 197V196H25ZM179 197V195H178ZM189 197V195H188ZM207 197V198H208ZM32 198V197H31ZM104 198V197H103ZM108 198V197H107ZM115 198V197H114ZM123 198V197H122ZM175 198V197H174ZM181 198V197H180ZM37 199V198H36ZM67 199V198H65ZM106 199V198H105ZM111 199V198H110ZM121 199V198H119ZM188 199V198H187ZM196 199V198H195ZM211 199V200H212ZM224 199V198H223ZM68 200V199H67ZM74 200V199H73ZM80 200V199H79ZM102 200V199H101ZM200 200V199H199ZM207 200V199H206ZM35 201V199H34ZM37 201V200H36ZM71 201V200H70ZM84 201V200H83ZM113 201V200H112ZM177 201V200H176ZM190 201V200H189ZM205 201V200H204ZM38 202V201H37ZM165 202V201H164ZM171 202V201H170ZM182 202H185L184 200ZM212 202V201H211ZM210 202V204H211ZM227 203V201H225ZM84 203V202H83ZM106 202H104L103 204H105ZM209 203V201L207 202ZM72 204V203H71ZM88 204V203H87ZM86 204V205H87ZM194 204V203H193ZM228 204V203H227ZM86 205L84 207H86ZM98 205V206H97ZM121 205V206H122ZM168 205V204H167ZM183 205H185L183 203ZM229 205V204H228ZM73 206V204H72ZM76 206V205H75ZM81 206V205H80ZM102 206V205H101ZM205 206V205H204ZM213 206V205H212ZM211 206V207H212ZM89 207V206H88ZM103 207V206H102ZM112 207V208H114ZM128 207V204H127ZM192 207V206H191ZM210 207V206H209ZM207 207V209L209 208ZM87 208V207H86ZM101 208V209H100ZM124 208V207H123ZM201 208H205L203 206H201ZM42 209V208H41ZM91 209V208H90ZM120 209V208H119ZM126 209V208H125ZM132 209V208H131ZM195 209V208H194ZM210 209V208H209ZM208 209V210H209ZM105 210V209H104ZM111 210V209H110ZM108 210V211H110ZM118 210V209H117ZM180 210V209H179ZM46 211V210H43ZM113 211V210H112ZM213 212V210H211ZM232 211V210H231ZM118 212V211H117ZM157 212V213H156ZM206 212V211H205ZM47 213V212H46ZM82 213V212H80ZM108 213V212H107ZM210 213V212H209ZM233 215H232V214ZM239 213V214H240ZM121 214V213H120ZM170 214V213H169ZM181 214V213H180ZM250 214V213H249ZM110 215V213H109ZM109 215H107V217H110ZM112 215V214H111ZM118 215V214H117ZM124 215V214H122ZM182 215V214H181ZM212 215V213H211ZM50 216V215H49ZM48 216V217H49ZM104 216V215H103ZM116 216V215H114ZM169 216V215H168ZM102 217V216H101ZM161 217V216H160ZM163 217V216H162ZM210 217V216H209ZM233 217V218H232ZM52 218V217H50ZM105 218V216L103 217V219ZM115 219V218H114ZM112 218H110V220H114ZM158 219V218H157ZM53 220V219H52ZM102 220V219H101ZM118 221V220H116ZM98 222V221H97ZM158 222V221H157ZM176 223V222H175ZM187 223V222H186ZM264 224V223H263ZM113 225V224H112ZM117 225V224H116ZM158 225V224H157ZM160 225V224H159ZM234 225V224H233ZM249 225V224H248ZM256 225V224H255ZM262 225V224H261ZM262 228V227H261ZM219 230V229H218ZM256 230V229H255ZM261 230V229H260ZM264 231V229H262ZM261 230V231H262ZM219 231V232H220ZM254 231V230H252ZM162 232V231H161ZM217 232V231H215ZM259 232V231H258ZM220 233V234H221ZM251 234V233H250ZM218 235V233H217ZM226 236V235H225ZM98 237V236H97ZM114 237V239H115ZM228 237V236H227ZM222 240L223 237L221 236ZM219 238V239H221ZM230 239V238H229ZM231 240V241H232ZM243 240V239H242ZM249 243H253L255 242L257 239L255 237L249 239ZM221 242V240H220ZM248 242V241H247ZM114 243V242H112ZM110 243V244H112ZM46 244H50V245H46ZM256 244V243H255ZM99 245V244H98ZM213 245V244H212ZM105 246V245H104ZM173 246V245H172ZM108 247V245L106 246ZM232 248V247H231ZM254 248V247H253ZM252 248V249H253ZM39 249V248H38ZM138 249V248H137ZM160 249V248H159ZM34 250V249H33ZM60 250V251H62ZM236 250V249H235ZM247 250V249H246ZM264 250V249H263ZM32 251V250H31ZM141 251V252H142ZM146 251V250H145ZM166 251V250H165ZM258 251V250H257ZM256 251V252H257ZM30 252V251H29ZM33 252V251H32ZM231 252V251H230ZM236 252V251H235ZM262 253V251H260ZM39 253V252H38ZM44 253V252H43ZM138 253V252H137ZM144 253V252H143ZM146 253V252H145ZM148 253V254H149ZM158 253V251H157ZM166 253V252H165ZM164 253V254H165ZM244 253V252H243ZM259 253V252H258ZM36 255V252H33L31 256ZM257 254V253H255ZM264 254V252H263ZM137 255V254H136ZM152 255V254H151ZM160 255V254H159ZM162 255V254H161ZM160 255V256H161ZM168 255V254H167ZM231 255V254H230ZM254 255V253H253ZM259 256V254H257ZM20 256V255H19ZM47 255H45L46 258ZM154 256V255H153ZM157 256V255H156ZM219 256V255H218ZM220 256H222V254H220ZM236 256V258H237ZM49 257V256H48ZM44 258V261H41L42 264H44L43 262H46L50 259L49 258ZM130 257V256H129ZM128 257V258H129ZM159 257V256H158ZM247 257V256H245ZM128 258L126 261H128ZM222 258V257H221ZM224 258V257H223ZM248 258V257H247ZM253 258V257H251ZM251 258H248V260H250ZM260 258V256H259ZM262 258V256H261ZM48 259V260H47ZM159 259V258H157ZM220 259V258H219ZM255 259V258H254ZM258 259V258H257ZM21 260V259H20ZM41 260V259H40ZM47 260V261H46ZM147 260V259H146ZM166 260H168V257L166 258ZM224 260V259H223ZM125 261V262H126ZM153 261V260H152ZM157 261V260H156ZM153 261V262H156ZM255 260L251 261V264L254 263ZM257 264H264V260H256ZM255 261V262H256ZM51 262V261H50ZM163 262V261H161ZM218 262V261H217ZM224 262V261H223ZM221 262V263H223ZM226 262V261H225ZM224 262V263H225ZM233 262V261H232ZM237 262V261H236ZM247 262V261H246ZM253 262V263H252ZM129 264V261L127 262ZM160 263V262H158ZM167 263V262H166ZM47 264H50L49 262H47ZM52 264V263H51ZM122 264V263H121ZM132 264V263H131ZM134 264V263H133ZM162 264V263H161ZM219 264V263H218ZM248 264V263H246Z\"/></svg>",
	"mask_w": 264,
	"mask_h": 264
}]
</instances>
